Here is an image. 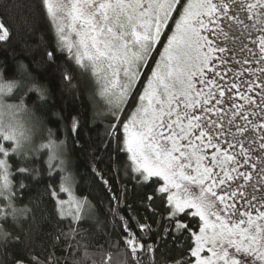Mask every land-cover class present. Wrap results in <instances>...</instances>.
<instances>
[{
	"label": "snow or ice",
	"instance_id": "1",
	"mask_svg": "<svg viewBox=\"0 0 264 264\" xmlns=\"http://www.w3.org/2000/svg\"><path fill=\"white\" fill-rule=\"evenodd\" d=\"M40 2L58 35L57 46L47 52L48 59L55 62L56 51L66 49L82 74L97 77L103 94L116 97L111 110L113 122L106 128L95 158L105 152L111 158L110 150H126L140 174L138 180L157 177L164 181L157 197L166 200L163 213L152 207L153 195L146 197L145 206L155 217V229L136 221L135 227L141 230L138 236L132 225L135 218L113 210L112 228L119 230L133 264H140L138 251L154 252L153 245L141 242L149 232L158 238L157 244L165 246L184 236L192 238L193 243L183 250L184 258L177 264H264V0H199L195 4L190 0H149L147 4L144 0ZM170 19L176 32L170 38L165 36L167 47L155 69H149L150 78L145 75L143 94L136 90L133 95L140 69L146 66ZM226 28L242 35L259 34L251 41L253 47L242 43L240 49L259 67L226 77L228 61L224 55H216L228 51L218 43L230 39ZM68 29L77 41L68 39ZM9 37V29L0 19V41ZM252 61L244 58L236 63ZM64 79L72 86L74 77L67 70ZM14 87V83H3L0 76V250L23 249L11 257L10 264H59L57 248L68 250L72 264L89 260L91 264H109L111 236L97 226V235L102 234L104 243H92L95 238L84 227L90 218L85 212L87 202L74 197L65 201L60 196L62 192L72 195L71 177L65 175L57 184L56 165L52 163L55 153L49 157L46 182L41 168L25 165L29 154L35 155L39 149L25 145L30 137L17 120L19 112L27 110L25 97L21 96L19 103L4 99L3 94L12 93ZM35 91L40 101L49 98L46 89ZM125 104L135 110L120 120ZM54 115L63 119L58 112ZM71 129L82 130L76 118ZM48 135L52 136L50 129ZM52 147L51 139L49 144L40 145ZM12 159L20 161L15 169ZM64 170L61 160L60 171ZM13 174L22 177L15 184L10 180ZM25 180L44 183L42 195L55 201L54 216L45 218L41 213L48 230L41 231L38 244L21 240V234L25 240H33L24 225L31 228L35 221L33 209L15 207L19 195L32 187ZM103 182L108 185L107 180ZM123 192V187L112 192L117 207ZM29 203L39 209L37 201L30 199ZM65 220L66 230L62 227ZM76 251L82 252L79 259L73 255Z\"/></svg>",
	"mask_w": 264,
	"mask_h": 264
},
{
	"label": "trees",
	"instance_id": "2",
	"mask_svg": "<svg viewBox=\"0 0 264 264\" xmlns=\"http://www.w3.org/2000/svg\"><path fill=\"white\" fill-rule=\"evenodd\" d=\"M173 18H175V13ZM0 19L10 31L9 39L0 41V76H2L3 83L16 84L12 93L8 95L7 102L19 103V98L25 97L24 103L27 108L25 114L32 118L34 125L41 131L39 139L42 138L40 141H36L37 146L43 142L49 143V139L52 143L63 144L75 176V192L93 205V218L84 222L88 235L95 238L92 243H96V240L104 243L102 234L97 235V226H99V229L111 236L113 246L109 249L112 254L109 264H133L130 251L125 248L120 239L119 230L114 231L112 228L113 210L125 217L135 218L132 225L138 236L141 235V230L135 227L136 221L141 225L151 224L155 229L157 227L153 222L155 217L145 205L148 203L146 197L153 195L152 207L163 213L166 200L157 198L161 195L158 192V188L162 184L161 181L157 178L144 181L142 177L138 180L137 177L140 175L134 171L126 150H110L111 158H109L108 152L101 153L100 158H95L99 142L108 125L113 122L111 115L113 106L101 95L100 84L96 77L91 73L82 74L66 49L56 51L55 62L48 59L47 52L57 46L58 35L54 24L47 15V9L43 7L40 0H0ZM173 28L174 24L170 20L157 47L150 54L147 64L142 70L134 87L133 95L136 90H139L140 94L143 93L147 84L145 75L150 76L149 69L155 67L159 55L167 43L165 36L170 37ZM65 70L74 77L71 81L72 86L64 79ZM37 88L47 90L49 98L46 101H40L39 93L35 91ZM134 110V107L130 109L129 105L125 104L120 113V120H125V117ZM57 112L63 119L54 115ZM73 118L79 121L82 128L79 132L71 129ZM49 129L52 131L51 137L48 135ZM29 156L25 165L41 168L42 179L46 182L48 179V152L41 150L37 154ZM10 163L13 169L20 165V161L16 159L10 160ZM101 177L108 181V185L104 184ZM21 178L19 174L10 176L13 184ZM55 178L57 184L62 182L59 171H56ZM157 180L159 183H155ZM24 183L32 185V187L19 195L15 207L33 209L35 221L31 228L24 225L25 231L32 233L33 240H25L22 234L21 240H24L25 243L34 241L38 244L41 239V231L48 230V226L41 219V213L45 218L54 216L55 201L42 195L44 183L29 180H25ZM121 187L124 190L123 198L117 207L111 197L112 192ZM30 199L39 203V209H36L33 203H29ZM129 206H131V211H129ZM0 207L3 205L0 204ZM194 219L198 220L196 217ZM67 226V220H65L62 227L66 230ZM9 230L12 229L9 228ZM157 240L158 238L152 232L142 237L141 242L145 245H153L154 252L138 251L137 257L140 259V264H177L178 260L184 258L183 250L193 243L189 236H184L175 244L167 246L157 244ZM105 247L107 248V244ZM22 250L21 248L0 250V264H10L11 257L18 256ZM90 250L94 249L90 248ZM73 255L79 259L82 252L76 251ZM55 256L59 258V264H72V257L69 256L66 249H55ZM65 257L68 258L65 259ZM85 264H91V261H85Z\"/></svg>",
	"mask_w": 264,
	"mask_h": 264
},
{
	"label": "rangeland",
	"instance_id": "3",
	"mask_svg": "<svg viewBox=\"0 0 264 264\" xmlns=\"http://www.w3.org/2000/svg\"><path fill=\"white\" fill-rule=\"evenodd\" d=\"M148 2H149V0H144L145 4H147ZM190 2L195 4V3H198L199 0H190ZM174 13L175 12L172 13V17L174 15ZM241 15L243 16L245 14H241ZM50 20H51V18H50ZM204 20L207 23V17H204ZM169 21H168V24H169ZM52 23H53V21H52ZM246 23L250 24L251 22L250 21H246ZM54 27H55V24H54ZM166 27L163 29L162 35H163ZM55 29H56V27H55ZM225 30L229 31L230 39H228L227 41L221 39L220 41H218V43L220 44L221 47L226 48L228 51H227L226 54L217 53L216 55H224L225 59L228 61L227 68L225 69L226 77L227 78H231L235 73L243 72L244 69H247L248 67H251V66L259 67L258 64H255V62L252 61L251 56H247L246 57L244 53L240 52V49L242 47V43L247 44L249 47H253V45L251 44V41H252V39L256 38L259 34L253 31V33L251 35H248L247 33H244L242 35L240 31L233 32L232 30L227 29V28ZM67 32H68V39L69 40L74 41V42L78 40V37L75 35V33L71 29H68ZM175 32H176V28H175V24H174V28H173V31H172L171 35L173 33H175ZM204 34L205 35H209V33H207V32H204ZM171 35H170V37H171ZM210 38L214 39V37H210ZM157 45H158V42L154 45V49L157 47ZM165 47H167V43H166ZM162 55H163V52L159 55L157 63L160 62V59H161ZM233 57H235V59H233ZM244 58L249 59L250 61H252V63L247 64V65L237 64L236 63V60H241V59H244ZM143 68L140 69V75L142 73ZM154 69H155V67L153 68V70ZM229 69H234V72L233 71H229ZM244 74L246 75V73H244ZM140 75H139V77H140ZM150 76H151V74H150ZM150 76H149V78H150ZM139 77L137 78V81H136L135 85L137 84ZM119 79H120L121 83H123L124 80H125V77H124V74H123L122 71L120 73ZM96 80L100 84L101 95L105 98V100L107 102H109L112 106H114V104L117 102L116 97L111 96V94L104 95L103 94L102 82L99 81L97 79V77H96ZM135 85H134V87H135ZM146 87H147V84H146L145 88ZM3 95H4L5 101L7 102V97H8L9 94L5 93ZM182 108H183V106L181 105V110H182ZM17 120L23 125V129L25 130L26 135L30 137V141H25L24 142L25 145L27 146L30 143L33 148H38L39 151H41V150L44 151L45 150V151L48 152L49 157L53 156V153H55V159H53L52 163L54 165H56V171H59L61 173V177L65 176V175L71 177V183H70L69 187L71 189V194L72 195L69 196V194L67 192H62V193H60V196L65 201H69L73 197L76 198V199H79L81 201H86L87 203L85 204V212L89 213V217H90L89 219L93 218V213H92L93 205L87 199L79 197L76 194V192H75V176L73 174V171H72V168H71V165H70V161L68 159L66 151L64 150L63 144L62 143H60V144L52 143L53 146H54L52 148H40V145H42V144L47 145L49 143L48 142L47 143L43 142L42 144H39V146L36 145V141H40V139L42 137L39 139V136L41 135L40 134L41 131H40V129L37 126L34 125V123L32 121V118L30 116L26 115L25 111H21V112H19V114L17 116ZM129 157H130V160H131V154H129ZM61 160L64 161V169H65L64 172L60 171V161ZM131 162H132V160H131ZM132 167H133V169L135 171V165L133 164V162H132ZM136 173L139 174L138 172H136ZM153 178H157V177H152V178H149L148 180L153 179ZM142 179L144 181H148V180H145L143 177H142ZM157 179H159L162 184L164 183V181L162 179H160V178H157ZM193 191L198 193L199 189L197 187L193 186ZM89 206H90V209H91L90 212H89ZM73 207H75V205H73ZM196 218H198V217H196ZM201 224H202V222H201ZM205 255H210V253L206 252Z\"/></svg>",
	"mask_w": 264,
	"mask_h": 264
}]
</instances>
